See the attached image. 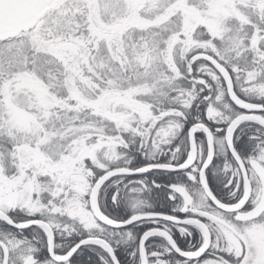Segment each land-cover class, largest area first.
I'll list each match as a JSON object with an SVG mask.
<instances>
[{
  "label": "snow or ice",
  "instance_id": "1",
  "mask_svg": "<svg viewBox=\"0 0 264 264\" xmlns=\"http://www.w3.org/2000/svg\"><path fill=\"white\" fill-rule=\"evenodd\" d=\"M0 264H264V0H0Z\"/></svg>",
  "mask_w": 264,
  "mask_h": 264
}]
</instances>
